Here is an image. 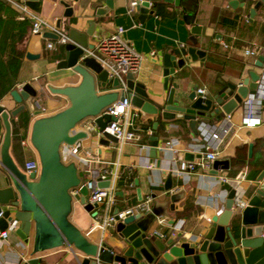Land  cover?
<instances>
[{
	"label": "crops",
	"instance_id": "1",
	"mask_svg": "<svg viewBox=\"0 0 264 264\" xmlns=\"http://www.w3.org/2000/svg\"><path fill=\"white\" fill-rule=\"evenodd\" d=\"M34 1L40 2L41 18L54 25L57 19H60L59 29L67 35L70 28L85 32L93 21L96 29L94 35L89 38L92 44L115 31L118 26L123 27L124 39H127L142 56L140 66L133 74L134 80L144 86L148 99L157 106L165 105L164 100L169 87L174 88L173 99L177 101L191 90L197 91L201 88H205L207 96L212 97L227 83L238 84L249 71H261L254 66L256 59L245 56L243 53L244 48L251 47L253 42H257L261 47L259 55H264V31L262 30L264 5L256 9L255 15L249 21L250 10L255 6L254 1L232 9L227 5L226 0H173V2L153 0L148 10L141 14L137 9L133 12L128 11V0H113L112 7L106 16H97L95 8L104 6L106 0H70L69 4L73 13L69 18L63 17L65 10L59 3L61 0ZM151 10L154 12L150 13ZM222 11L232 14L240 13L242 19L235 29L231 30L218 22ZM195 26H198L199 30L192 33ZM192 40L197 47L206 51L205 57L196 61L186 60L181 69L175 68L174 74L168 76L169 85L166 89L163 82V55L172 52L175 48L189 45ZM47 42L48 40L43 39L42 35H34L28 28L26 36L17 45V49L22 50L24 56L13 86L15 87L18 82H30L32 86L40 90L36 99L45 109L41 112L42 115H53L68 106V103L65 97L51 94L48 88L76 85L79 76L71 68H56V62L63 57L61 47L63 45L55 44L53 48L48 49ZM214 46L217 47L215 51L225 50L226 58L213 55L211 58L213 66L206 67L205 61L210 57V51ZM27 52L34 53L38 57L29 60L25 56ZM151 52H154V57L150 55ZM178 57L180 56L176 58ZM230 57L233 59L229 60ZM238 59L243 61L241 69ZM110 81L111 79L108 78L107 88H111ZM0 103L10 109L15 107L9 92L0 98ZM131 111L138 115L134 119L138 126L149 120L153 123L159 121L156 128L152 124V127L147 129L146 136H149L151 143L143 142L141 137L140 144H121L117 141L111 142L106 147L99 145L97 140L84 139L79 142L77 154L70 160V162H76L82 181L88 179L84 172L86 159L91 161V167L109 172L111 170L122 172L120 178L111 181L116 195L115 204L110 208L103 205L95 207L97 218L92 215L94 210L86 212L76 199L73 201L69 220L87 234L93 243L102 241L112 248L121 245L122 238L115 231L116 225L102 229L95 226V222H102L118 207L124 210L148 198L150 199L149 210L143 212L142 216L154 215L149 230H156L160 234L167 235L169 230L175 227L176 233H183L184 236L201 234L210 218L223 209L226 196H219L221 190L228 191L233 187L237 193L243 192L247 201L253 190L258 187L257 177L260 170L264 168V124L252 128L242 126V105L230 113L229 121L224 115L218 119L214 118L211 124L201 127L206 133L219 132L230 124L229 132L218 147L217 158L227 159L228 168L219 169L217 175L211 174V162L208 169L197 168L185 178L170 170L180 161L185 160L183 156L185 152L193 154L194 159L191 161L201 160L204 149L197 145L204 142L201 130L195 135L189 120L175 118L164 121L158 115L143 114L132 103ZM15 120L19 128L16 132L25 136L16 144L15 149L11 145L9 154L12 160L23 169L24 163L36 155L28 141L34 119L25 111L16 115ZM21 121L22 126H20ZM87 122L88 120H85L80 123L76 130L84 129ZM22 140L26 142L25 145L21 142ZM170 140H174L172 148L164 149V145ZM86 147H89L91 151L86 150ZM169 175H171L170 187L165 189ZM218 175H225L229 181L223 184L217 182ZM0 176H2L1 173ZM236 179L240 181L237 182ZM120 181H123V184H119ZM137 189L142 197L140 200ZM8 236L6 241H0V264H20L21 250L25 259L32 257L30 243H25L14 232L9 233ZM78 255V252L61 246L39 252L37 257L40 259V264H76Z\"/></svg>",
	"mask_w": 264,
	"mask_h": 264
},
{
	"label": "water",
	"instance_id": "2",
	"mask_svg": "<svg viewBox=\"0 0 264 264\" xmlns=\"http://www.w3.org/2000/svg\"><path fill=\"white\" fill-rule=\"evenodd\" d=\"M69 1L59 2L65 10L64 18L71 17L73 13ZM152 1L142 0L137 10L145 13ZM249 1L255 2L249 13L251 21L256 9L264 5V0H226L232 9L244 6ZM112 3L113 0H106L104 6L95 8V14L106 16ZM60 21L57 19L55 23L57 29L60 28ZM95 29L93 21L85 32L70 28L69 42L62 46L63 57L55 64L57 69L71 68L79 76L76 85L48 88L51 94L65 97L68 106L53 115H42L36 99L40 90L27 81L16 83L9 92L15 107L10 109L0 103V230L15 221L18 227L14 234L25 243H30L32 257L21 260L20 264H40L37 257L39 252L61 246L78 252L76 264H264V168L260 170L257 177L259 185L248 197L246 206L237 212L232 210L235 190L230 188L223 209L210 218L201 234L162 236L156 230H149L153 214L143 217L140 213H134L117 222L115 231L122 242L112 248L102 241L93 243L87 234L71 223L69 214L74 199L86 212L98 204L87 201L85 185L75 190L82 179L75 161L64 162L61 159V147L75 145L84 139L97 140L99 145L106 147L111 142H117L112 134L104 131L106 125L116 119L107 112L110 105L128 97L143 114L158 115L164 121L175 118L189 120L196 135L214 118L230 114L242 105L248 94H255L260 80V72L251 70L238 84L227 83L212 97H208L207 92L201 94L191 90L178 101L174 100V88H168V76L174 74L175 68L181 69L186 60L196 61L206 55V51L197 47L192 40L189 45L163 55V82L168 94L165 105L157 106L148 99L144 86L135 82L132 73L125 76V90L119 89L117 78H112L111 88H107V72L94 57L84 55L86 50L94 48L89 38L94 35ZM198 30L199 27L195 26L192 33ZM58 37L51 30L42 33L43 39L56 40ZM25 56L29 60L38 57L30 52ZM263 65L264 56L259 55L254 66L262 68ZM25 111L34 119L28 141L40 161L37 174H27L9 154L12 131L18 124L16 115ZM85 120H88L85 128L76 130ZM158 123V120L155 121L153 127L156 128ZM86 150H90L89 147ZM183 156L186 160L194 159L189 152ZM227 168V159H215L210 173L217 175L219 169ZM170 181L171 175L167 178L165 189L170 187ZM119 184H123V181ZM97 185L107 187L109 180L99 181ZM137 195L140 200L139 189ZM119 210L120 207L114 214Z\"/></svg>",
	"mask_w": 264,
	"mask_h": 264
},
{
	"label": "built area",
	"instance_id": "3",
	"mask_svg": "<svg viewBox=\"0 0 264 264\" xmlns=\"http://www.w3.org/2000/svg\"><path fill=\"white\" fill-rule=\"evenodd\" d=\"M6 1H8L17 11H19V19L29 18L31 20L29 30L34 35L41 36L44 31L50 30L56 32L59 35L56 40H48L46 48L51 49L55 46V44L64 45L69 42L67 34L61 32L60 29H57L53 23L46 22L35 11L30 10L26 5L25 0H21L20 2L17 0ZM141 1L142 0H128V11L133 12L136 10V7ZM124 33L125 29L118 26L115 31L96 41L93 44L94 48L86 50L84 54L87 57H94L99 65H101L102 69L107 72L108 78H117L118 82L120 83V90L126 89V74H134L138 70L140 61L142 59V56L136 52L130 42L127 39H124ZM260 51V45L257 42H253L251 47L244 48L243 53L245 56L257 59ZM150 55L154 57V52H151ZM260 69V80L258 81L259 88L255 94H248L242 104L243 114L241 125L248 128L264 124V65ZM197 91L201 94L205 93V88L198 89ZM38 108L41 110V112L45 110L40 104ZM107 112L108 114L110 113L115 116L116 119L111 120L106 125L104 131L112 134L121 144H140L141 134L139 132V126L136 124V120H134L138 117V115L137 113L131 111V102L128 97L124 98L122 101H117L110 105ZM226 118L229 121V119H231L230 114H226ZM230 128L231 126L229 124L227 127H223L219 132L211 131L209 133H206V131L200 128V133L204 139L203 143L197 144L198 147L204 149L201 160L197 162L186 159L182 160L175 168H172L170 171L180 177L185 178L197 168L201 170L208 169L210 167V163L218 158V147L220 146L224 136L229 132ZM173 141L174 140L167 141L163 148H172V145L174 144ZM21 142L24 145L26 144V142L23 140ZM79 145V143L72 146L62 145L61 159H63L64 162H70V160L73 158V155L77 154V150L80 147ZM141 147H144V145H141ZM160 148L163 149L162 147ZM84 163L86 164L84 172L87 174L88 179L86 181L81 180L80 185H78L75 190H78L81 185H85L88 190L86 199L89 203H97L98 206L103 205L106 208H110L116 202L115 190L111 181H114L116 178H120L122 172L117 170H111L109 172L107 170H100L93 166L91 167V161L88 159L84 160ZM23 169L27 174H37L40 170V161L38 160L37 156L35 155V157L28 159L24 163ZM107 179L109 180V185L107 187H100L97 185L99 181ZM216 180L222 184L229 181L228 177L225 175L216 176ZM236 181L239 182L240 179H236ZM233 189L235 190V188ZM227 193V189H223L220 191L219 196H226ZM149 201L150 199L148 198L136 204L135 206H130V208L124 210H119L115 214L112 213V215L107 216L102 222H95V226L104 229L106 227L116 225L119 220H123L130 214H142L143 212H147L149 210ZM246 203L247 201L244 198L243 192L237 193L235 190L232 210H240L246 206ZM93 210L94 212L92 215L94 218H97V210L95 208H93ZM116 215L118 216V219H116ZM17 227L18 223L14 221L10 222L5 229L0 230V241H6L9 238V233L14 232ZM176 229L177 228L175 227L172 228L169 230L168 234H175ZM161 235L165 236L163 234ZM22 253L23 250L20 252L22 260H27L24 257L25 255Z\"/></svg>",
	"mask_w": 264,
	"mask_h": 264
},
{
	"label": "trees",
	"instance_id": "4",
	"mask_svg": "<svg viewBox=\"0 0 264 264\" xmlns=\"http://www.w3.org/2000/svg\"><path fill=\"white\" fill-rule=\"evenodd\" d=\"M21 1V0H17ZM27 7L39 13L40 2L39 1H25ZM19 11H17L8 1L0 0V98L11 91L14 87L16 74L19 70V65L22 57L24 56V52L22 50L17 49V45L22 39L26 36L28 32V28L31 25V20L29 18L19 19L18 18ZM242 19L240 13L232 14L226 11H222L218 22L223 26L233 30L237 27V23ZM262 30L264 31V25L262 26ZM62 47V46H61ZM63 48V47H62ZM217 50V47H213L210 51V57L205 61L206 67L213 66V62L211 58L214 56H223L226 58L225 50ZM225 51V52H224ZM216 53V55H215ZM233 59V57H230ZM240 69L242 68L243 61L238 59ZM153 122L147 121L146 123L139 124V132L142 137L143 142H150L151 140L149 136H146V132L148 128L152 127ZM20 126H22V121L20 122ZM19 127V126H18ZM15 131H12V145L13 148H16V144L24 138L25 134H18L16 128Z\"/></svg>",
	"mask_w": 264,
	"mask_h": 264
},
{
	"label": "rangeland",
	"instance_id": "5",
	"mask_svg": "<svg viewBox=\"0 0 264 264\" xmlns=\"http://www.w3.org/2000/svg\"><path fill=\"white\" fill-rule=\"evenodd\" d=\"M37 13V12H36ZM39 14V13H38Z\"/></svg>",
	"mask_w": 264,
	"mask_h": 264
}]
</instances>
